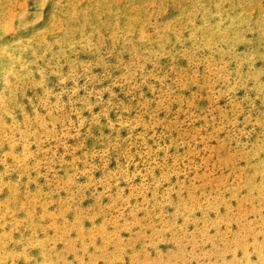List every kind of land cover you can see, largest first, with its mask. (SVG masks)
Returning a JSON list of instances; mask_svg holds the SVG:
<instances>
[{"label":"rangeland","instance_id":"rangeland-1","mask_svg":"<svg viewBox=\"0 0 264 264\" xmlns=\"http://www.w3.org/2000/svg\"><path fill=\"white\" fill-rule=\"evenodd\" d=\"M0 264H264V0H0Z\"/></svg>","mask_w":264,"mask_h":264}]
</instances>
